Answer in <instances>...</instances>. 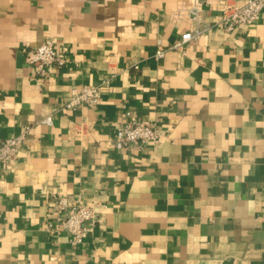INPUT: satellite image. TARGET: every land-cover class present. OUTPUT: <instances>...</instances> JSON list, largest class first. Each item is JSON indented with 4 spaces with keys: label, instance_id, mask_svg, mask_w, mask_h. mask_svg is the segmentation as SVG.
<instances>
[{
    "label": "crops",
    "instance_id": "obj_1",
    "mask_svg": "<svg viewBox=\"0 0 264 264\" xmlns=\"http://www.w3.org/2000/svg\"><path fill=\"white\" fill-rule=\"evenodd\" d=\"M197 1L211 28L173 47ZM220 1L0 0V142L29 126L0 163V264H264V9L225 32ZM45 38L66 61L41 80ZM131 119L160 140L115 148ZM61 195L97 204L79 244L48 226Z\"/></svg>",
    "mask_w": 264,
    "mask_h": 264
},
{
    "label": "built area",
    "instance_id": "obj_2",
    "mask_svg": "<svg viewBox=\"0 0 264 264\" xmlns=\"http://www.w3.org/2000/svg\"><path fill=\"white\" fill-rule=\"evenodd\" d=\"M219 9L221 11L220 28L225 32H233L258 20L264 9V0H221ZM202 10V4L198 1L187 8L186 16L193 23V28L183 33L179 42L173 47L195 39L211 28L202 17ZM164 51V49H158L155 56L161 57ZM24 60L28 65L33 66L39 78L44 80L49 68L62 66L66 58L55 49L51 38H45L26 51ZM107 83L108 79H104L98 85L81 86L79 89L71 88L64 107L74 110L85 106H95L101 100L102 91ZM41 121L46 124L52 123L50 115L45 116ZM28 130L29 126H24L17 135L0 142L1 164L7 165L17 158ZM161 135L162 131L155 122L122 120L115 128L114 146L117 149L128 145L141 148L147 143H157ZM52 205L56 221L53 227L51 224L48 226L53 230L66 231L73 244L81 243L86 232L93 227L97 219L95 212L97 204H85L77 197L61 195L53 201Z\"/></svg>",
    "mask_w": 264,
    "mask_h": 264
}]
</instances>
